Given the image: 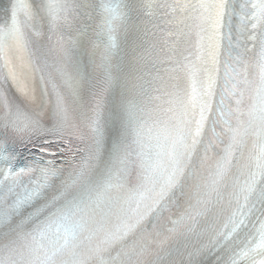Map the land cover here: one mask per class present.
I'll return each mask as SVG.
<instances>
[{"label":"snow or ice","instance_id":"obj_1","mask_svg":"<svg viewBox=\"0 0 264 264\" xmlns=\"http://www.w3.org/2000/svg\"><path fill=\"white\" fill-rule=\"evenodd\" d=\"M0 264H264V0H10Z\"/></svg>","mask_w":264,"mask_h":264}]
</instances>
